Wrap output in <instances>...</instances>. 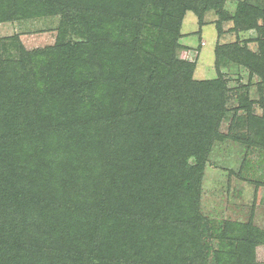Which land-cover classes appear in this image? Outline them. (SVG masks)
<instances>
[{
	"label": "trees",
	"instance_id": "1",
	"mask_svg": "<svg viewBox=\"0 0 264 264\" xmlns=\"http://www.w3.org/2000/svg\"><path fill=\"white\" fill-rule=\"evenodd\" d=\"M187 4L0 0V23L47 15L50 8L49 14H76L81 34L89 35L83 55L101 47L102 56L103 39L115 41L120 19L143 27L153 19L169 40L153 57L149 83L127 91L144 68L141 55L132 53L136 71L119 78L124 90L113 106L122 117L108 121L98 106L89 119L91 102L73 112L67 107L74 97L86 99L80 90L87 84L82 88L74 74L71 79L49 66L47 54L25 51L19 36L0 39V264H210L199 203L212 145L207 129L224 115L226 90L215 81H192L194 66L178 59ZM67 23L51 51L62 49ZM132 43L124 38L115 47L129 51ZM243 52L236 47L221 56L223 65L246 63ZM88 58L92 66L98 62ZM248 58L264 78V55ZM223 233L237 234V244L217 252L216 264H252L264 251V231L251 222L227 225Z\"/></svg>",
	"mask_w": 264,
	"mask_h": 264
},
{
	"label": "rangeland",
	"instance_id": "2",
	"mask_svg": "<svg viewBox=\"0 0 264 264\" xmlns=\"http://www.w3.org/2000/svg\"><path fill=\"white\" fill-rule=\"evenodd\" d=\"M127 1L133 7L138 0ZM186 2L189 7L183 16L177 39L180 47L178 59L194 66L192 81H215L216 88L226 90L224 115L219 123L214 121L207 129L212 145L199 203L201 219L206 221L207 226L203 241L205 246H209L207 255L210 264H216L217 252H223L229 243L237 244L234 240L237 234L223 237L227 225L251 222L264 231V78L248 64L250 54L257 58L264 55V0ZM240 8L251 14L244 15ZM50 10L52 8L45 12L47 15L0 23V39L19 36L20 45L25 51L47 54L49 66H55L56 71L64 76L70 75L71 79L74 74L82 88L87 84L84 90H80V96L85 95V100L81 101L78 96L74 97L76 103H67L72 112L81 108L82 104L91 102L88 108L91 113L87 112L89 119L94 117L92 109L95 106L101 112L109 113L108 121L122 117L113 108L120 104L124 90L118 84L119 78L124 77L130 68L136 71L135 67L129 65V58L132 53H137L144 60L141 63L144 68L137 77L139 81L130 83L127 91L137 83L143 86L149 83L146 76L153 57L157 50H161L163 41H169L160 31L165 26L153 19L145 24L146 27L140 22L128 26L120 19L114 26L112 35L115 41L111 46L103 39V33L99 35L103 39L102 50L105 48L102 56L101 47H96L94 54L89 52L83 55L79 49L88 42L89 35L81 34L79 19H74L76 14H49ZM161 11L156 13L160 15ZM63 21H68L62 33L63 47L56 52L51 51L56 48ZM124 38L133 41L128 45L129 51L122 46H119L120 49L115 47L118 42L122 44ZM74 45L76 48H73ZM236 47L246 50L243 52L246 63L228 60L223 65L221 56L224 57ZM10 51L15 59L19 57V45L15 44ZM90 55L98 58L99 64L96 62L92 66L93 62L88 58ZM158 83L163 84L161 81ZM71 86L74 87L73 83ZM140 95V91L135 94L136 97ZM154 99L151 97L150 101ZM104 104L106 107L103 109ZM107 104L112 105V111ZM174 129L171 128L172 131ZM200 228L202 231V226ZM252 261V264H264V251L253 257Z\"/></svg>",
	"mask_w": 264,
	"mask_h": 264
}]
</instances>
